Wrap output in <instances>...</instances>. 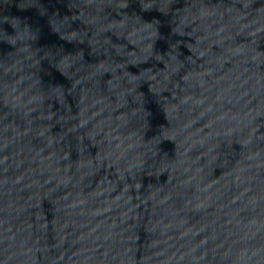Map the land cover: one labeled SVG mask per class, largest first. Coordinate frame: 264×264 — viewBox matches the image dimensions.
I'll use <instances>...</instances> for the list:
<instances>
[{"label": "water", "instance_id": "water-1", "mask_svg": "<svg viewBox=\"0 0 264 264\" xmlns=\"http://www.w3.org/2000/svg\"><path fill=\"white\" fill-rule=\"evenodd\" d=\"M0 264H264V0H0Z\"/></svg>", "mask_w": 264, "mask_h": 264}]
</instances>
